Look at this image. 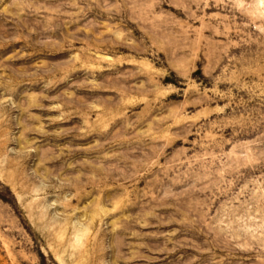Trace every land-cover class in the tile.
Returning a JSON list of instances; mask_svg holds the SVG:
<instances>
[{"label":"rangeland","instance_id":"rangeland-1","mask_svg":"<svg viewBox=\"0 0 264 264\" xmlns=\"http://www.w3.org/2000/svg\"><path fill=\"white\" fill-rule=\"evenodd\" d=\"M0 264H264V0H0Z\"/></svg>","mask_w":264,"mask_h":264}]
</instances>
